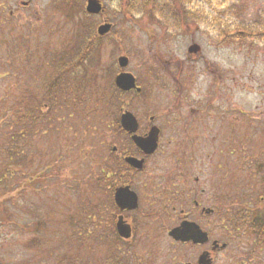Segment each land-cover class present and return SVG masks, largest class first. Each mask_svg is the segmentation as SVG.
<instances>
[{"label":"rangeland","instance_id":"1","mask_svg":"<svg viewBox=\"0 0 264 264\" xmlns=\"http://www.w3.org/2000/svg\"><path fill=\"white\" fill-rule=\"evenodd\" d=\"M86 1L0 0V264H198L205 252L212 264H264V246L253 235L224 233L218 213L202 219L193 210L194 201L211 209L264 208V173H258L264 166V95L255 89L264 77V41L259 45L255 35L264 30V0H193L187 5L198 12L197 20L178 29L163 18L172 16L173 7L152 15L153 5L126 12L131 0H99L104 13L89 24L96 35L104 24L113 27L90 56L77 51ZM134 1L157 2L160 10L170 0ZM76 2L82 10L75 14ZM170 5L179 6L173 0ZM244 45L247 85L254 93L248 91L243 103L233 90L230 107L244 111L245 120L220 117L201 137L190 129L170 132L151 159L152 175H135V188L141 192L148 182L150 190L142 192V208L129 214L134 237L112 243L113 181L103 175L114 166V146L125 145L117 128L120 114L132 112L143 128L166 129L168 98L190 99L196 85L222 95L214 84L222 83L229 67L237 75ZM193 46L197 52L189 51ZM122 56L129 58L124 70L118 66ZM84 59L88 74L79 68ZM166 70L176 71V83L168 87ZM122 71L136 77L142 94L116 93ZM76 80L81 82L74 86L89 92L85 106L71 116V106L55 104L51 86ZM27 106L30 115L18 118L16 110ZM13 129L26 162L13 166L15 176L5 180L11 164L2 145ZM187 218L227 246L213 251L212 241L204 247L176 243L169 232ZM117 245L122 258L114 259Z\"/></svg>","mask_w":264,"mask_h":264},{"label":"flooded vegetation","instance_id":"2","mask_svg":"<svg viewBox=\"0 0 264 264\" xmlns=\"http://www.w3.org/2000/svg\"><path fill=\"white\" fill-rule=\"evenodd\" d=\"M155 3H157V2H155ZM163 18L166 20V17L163 16ZM169 20H171L172 23H174V21H176L175 16L174 17L170 16ZM176 29H178V27ZM263 29H264V27H263ZM261 31L262 32H258L255 34L259 38V40H258L259 45H260L261 40L264 41V30H261ZM224 35L227 36V37H224V38H226V42H230L231 33L227 32ZM261 46H262L261 52L259 54L260 57H262L264 55V48H263L264 44H262ZM243 49H244V52H242V61L239 64L240 68H238L237 75L233 74V77H232L231 76V70L229 67L225 73V78L222 81V83L214 84L215 86H221V90H222L221 93L223 95V91H224L225 97H226L225 99L221 94H219L217 96L216 93L218 91V88L215 89L213 87H210V85L206 86V87H199L196 85V87L194 89L193 97L190 99L183 97V96H182V98L177 99L176 102L171 101V99L173 100V98H171V99L168 98L169 100L167 99L168 103L166 104V107H165L167 114H168V117H166V121H167L166 127L167 128L165 129L163 127V125L157 126L159 128L160 132H159V139H158V148L154 154L149 155V156L146 155L143 151H141L135 145L132 135L128 134L127 132H124L123 130L121 131L123 133L122 135L125 137L124 142H125V145H127V147L125 145H120V146H116V151L113 150L114 156L116 159L113 162L114 166L112 168L111 178L110 179L107 178V180L113 181L108 190H110L109 192H110V196H111L112 209L113 210L115 209V211L117 213V215H115L116 216L115 228H116L118 219L120 217H123L124 222L127 225H129L131 228V231H132L131 238L134 237L135 228L133 227L134 225H131L128 223L129 214H131L132 212H137V210L142 208V206H143V204H142L143 203L142 202V192H143V190H145V191L150 190L149 183L147 182L146 184H144L145 189L142 188L141 192L138 191L137 188H135V185L133 182L135 175H152L153 171H151L149 168V165L151 163V159L160 153L162 146H163V143L165 141V137L169 136L170 132H173V133L178 132L179 134H183V133L187 132V129H190L195 134L194 136L201 137L204 133L211 132L214 129L215 119H217L216 124L219 125V123L221 122L220 117H222L223 121H225V119L228 120V119H230V117H234V116H235L234 119H237V117H238L237 120L242 121L243 116L245 117L246 113L244 111L238 109L235 112V110L230 107V98H231L230 96H231L233 90L235 91V93H238V95L240 96L243 103H244L246 94L249 91V88L247 85L248 78H247L246 72H247V68H248L247 60L250 57L247 55V53H245V50H246L245 45L243 46ZM254 58L256 61L258 59V55L254 56ZM227 60L228 61L230 60V55H228ZM259 60L263 61L264 58L259 59ZM165 72L167 75L164 77V83L167 85V87L170 86V84L176 83V81H175L176 71H167L166 70ZM198 75H200V73L197 74V76ZM263 79H264V77H263ZM263 79L260 81V83L255 88L256 93H258L260 96L264 95ZM197 84H199V83L197 82ZM137 86L141 88V86L138 83H137ZM249 92L254 93L252 90ZM142 93H143V90L140 93H138L134 90V91H131L129 94H139L140 95ZM173 93H174V91L171 90L170 95L172 96ZM221 99H222V101H221ZM243 103L241 102V104H243ZM149 120L151 123H153L155 121V119H154V121H152L151 119H149ZM138 123H139V128H138V131L136 134L138 137H147L149 132L151 131V129L155 126V125H148L146 128H143V126H141V123L139 120H138ZM175 124H177L179 126H176ZM228 127H230V125ZM187 135H185V136H187ZM207 138L208 137H205V139H207ZM124 147H126V148H124ZM128 157H134L140 161L143 160L144 165H143L142 169H135L134 167L129 165L126 161V159ZM196 182H199V181L197 180ZM126 187H129L131 189V191L135 192L138 196V208L136 210H122L118 206V204L115 200V195H116L117 191L121 188H126ZM136 190L138 192H136ZM150 207H153L152 203H150ZM193 210L195 213H197L199 215L201 214L202 219H206V218H210V217L214 216V214L208 213L211 211L213 212L214 209L203 207L202 204L199 203L198 201H194ZM193 213H192V215L194 216ZM184 220L190 221V222H195L196 224H198L201 227V224H199L197 221H192V220H189L188 218L184 219ZM182 222H181V224H182ZM130 239H128V240H130ZM118 240L121 243H125L126 241H128V240H124L121 238ZM211 241L212 240H211V236H210V242ZM179 244H181L183 246L204 247V246H200V245H194L192 243L183 244V243L179 242ZM207 245H205V246H207ZM211 247H213V241H212Z\"/></svg>","mask_w":264,"mask_h":264},{"label":"trees","instance_id":"3","mask_svg":"<svg viewBox=\"0 0 264 264\" xmlns=\"http://www.w3.org/2000/svg\"><path fill=\"white\" fill-rule=\"evenodd\" d=\"M76 1H80V0H76ZM131 0L129 5L127 6L126 12H139L142 10H145V8H147L148 6L150 7L151 5H153V11H152V15L156 14L155 12H161L163 14L162 11L166 10V11H170V9H172V7L174 8L175 12L171 13L172 16H175L176 21H174V23L172 24V21L169 20L170 17H167L166 21H168V23H171L172 25H174L176 28L183 26L184 24L186 25L187 23L189 24L191 20H197V13L191 9H189L187 3L191 2L193 0H173V3L175 4H179V6L177 7V9H175V6L170 5V1L167 2V7H161L160 10H158V6L157 3L154 2V4H149V2H144L143 5H139L136 1ZM76 4L78 6H73L75 9H73L74 13L76 14V11H81L82 8H79L80 6V2H76ZM171 8H170V6ZM79 9H78V8ZM160 7V6H159ZM151 8V9H152ZM180 8V9H179ZM85 15L87 16L85 20H82L81 22H79L78 25V30H77V51L79 53H86L88 54V56H90L91 54L97 53L98 52V48L99 46L97 45L98 40L100 39L99 36L96 35L95 31H94V27H92L93 25H90L89 22L91 21V15H88L87 13H85ZM87 21V22H85ZM85 22V23H84ZM86 42V44H85ZM89 42V43H88ZM81 51V52H80ZM86 56V57H88ZM89 62H86V59H84L81 62V66L79 68H81L82 70H85V74H88L89 70L87 68V66H83L84 64H87ZM84 68V69H83ZM88 71H87V70ZM79 70V69H78ZM72 79V78H71ZM70 79V80H71ZM69 80V81H70ZM68 81V82H69ZM78 82H81V80H76L74 83H59V85H53L51 86L54 90V95H57L55 98V104L56 105H62V106H71L72 109L70 110L71 112V116L73 112L76 111H81V108H83L85 105H83L85 103V96L88 94L89 89H87L86 91H82V87L78 88L76 85ZM74 84H76L74 86ZM77 87V88H76ZM81 92V93H80ZM116 93H123L120 90L117 89ZM125 94V93H124ZM84 96V97H83ZM113 96V95H112ZM115 97V96H113ZM96 102L97 98H96ZM26 103V102H25ZM24 103V105H25ZM30 105V102H27ZM24 108V107H23ZM28 106L25 107V110H21L20 108L18 110H16V116H18V118L20 119H25L27 118L30 114L28 111ZM84 110V109H83ZM82 110V111H83ZM26 112V116H22L23 112ZM31 111V110H30ZM34 111H37V108L34 109ZM33 111V112H34ZM32 112V111H31ZM119 120V119H118ZM117 128H118V132L121 133L122 129L119 125V121L117 123ZM21 137V135H20ZM5 149V151H8L9 154V159H10V166L7 167V169L4 170V174L2 175L1 179H8L9 177H13L15 176V170L13 169L16 166H19L20 164L26 162L25 158L21 157V146L19 143V138L16 134V130L13 129V131L9 134V140L6 139L4 145H2ZM112 156H114V153H112ZM116 159V158H115ZM14 166V167H13ZM112 171V169H111ZM109 173H105L103 175V177L110 179L112 172ZM258 173L263 174L264 173V166H259L258 169ZM4 181V180H3ZM262 184L264 185V177L262 178ZM255 199V198H254ZM252 202V201H251ZM223 204H225V202L223 201ZM217 213L219 214V220L222 221L220 230L224 233L227 234H232V233H246L247 235H253L258 243V247L264 246V208H260V207H256V206H252V207H243V208H233V209H221L217 207ZM219 225L216 224V227H218ZM113 232V231H112ZM113 239H119L115 233L113 235ZM116 241V240H115ZM119 247V246H118ZM118 253L116 254V256L114 257V259H119L122 258V253L121 250L118 249ZM116 253V250H115Z\"/></svg>","mask_w":264,"mask_h":264},{"label":"water","instance_id":"4","mask_svg":"<svg viewBox=\"0 0 264 264\" xmlns=\"http://www.w3.org/2000/svg\"><path fill=\"white\" fill-rule=\"evenodd\" d=\"M86 12L90 15H99L103 12V5L99 0H87ZM111 29L112 25L105 24L100 26L97 32L99 36H105L111 31ZM189 51L197 52L198 47L193 46L189 49ZM118 64L121 68H127L129 59L125 56H122L118 59ZM115 83L116 86L124 92H130L132 90H136L137 92L141 91V89L137 87L136 78L131 73L124 72L119 74L115 79ZM121 125L126 132H128L130 135H133V141L146 155H152L156 152L158 148L160 132L157 127H153L147 137H138L136 133L138 131L139 124L136 117L130 112H125L121 116ZM114 151H116V148ZM126 161L135 169H142L144 165L143 160L140 161L134 157H128ZM115 200L122 210H135L138 208V196L135 192L131 191L129 187L119 189L115 195ZM117 232L122 238L128 239L131 237V228L124 222L123 217L119 218L117 223ZM170 236L175 241H180L183 243L192 242L194 244L204 245L209 242V234L204 232L196 223L190 222H183L181 226L174 228L170 232ZM213 245L214 250L219 247L217 241H215ZM225 247L226 245L222 246V248ZM211 263L212 262L209 259L208 253L203 254L199 259V264Z\"/></svg>","mask_w":264,"mask_h":264}]
</instances>
